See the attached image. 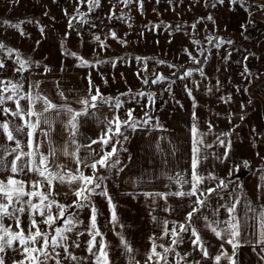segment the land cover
<instances>
[{
    "label": "rangeland",
    "instance_id": "1",
    "mask_svg": "<svg viewBox=\"0 0 264 264\" xmlns=\"http://www.w3.org/2000/svg\"><path fill=\"white\" fill-rule=\"evenodd\" d=\"M113 3H116V0H100L101 6L91 13L87 11V5H81L80 13L85 14L82 19L75 11L76 0H56L55 3L52 0H18V2L17 0H0V21H6L7 24H19V30L7 25L0 27V43L13 50L11 58L7 56L6 51L0 53V58H3L6 63L5 69L0 70V78L22 79L25 90L39 82V88L34 89V91H40L56 103H63L57 95L58 90L65 92V85H67L69 91L68 101L75 100L78 98L75 82L68 76L51 79L50 75L76 73L80 77L79 81H82L88 90L90 74L94 85L99 86L104 96H119L122 101H125L123 107L119 110L122 118L127 109L134 108L133 115L135 117L141 118L144 111H148L153 117L154 124L156 121H160L159 125L161 123L165 125L171 117L179 116V120H181L180 117L186 114V117H188L186 123L188 129L186 130L190 137L188 147L190 162L192 155L190 127L193 124V101L185 91L184 85L187 84L189 88H192L196 100L195 112L201 131H208V123L214 126V133L232 131V135L228 138L232 144L229 159L221 163L209 156V159L202 165L204 173L207 174L211 171L219 178L227 179L229 170L239 167L238 172L235 170L232 172L229 190L222 192L224 199L220 200L213 197L210 200L209 207L204 209L203 212L205 215L211 216L212 210L218 204H225L230 202L232 198L239 196L241 203L237 206V214L241 218L242 226L245 219L247 221L246 238L249 240L254 239L252 225L255 220L252 212H248L247 217H245V205L247 201H251L257 212L264 210V190L257 191L258 185H264V180H261V176L264 175L261 172V169H264V13L253 6L250 8L252 13L250 17L249 13L239 4L231 5L228 0H225L223 5H217L216 8H206L203 0H171V2L160 0L159 3L156 0H144L143 14H141V10L136 0H134L128 8L116 3V11L123 16V20L115 18L109 20L108 15ZM256 4H264V0H256ZM121 9H123L122 12ZM65 11L68 15H65ZM46 12L48 15H44ZM209 13L213 15L215 25L207 20L206 17ZM72 17H75V19H72ZM70 19H72L73 25L71 29L68 27ZM250 19L253 21L252 23H249ZM129 24L131 27H129ZM153 25L158 27L153 28ZM192 25H195V29ZM241 25H245L246 28V30H243V34ZM177 26H180L178 31L176 30ZM40 28H44V36H41ZM109 30L115 31L119 38L127 41L126 45L112 39ZM20 32L27 35L22 36ZM66 32L68 38L65 40L64 33ZM141 33H143V36H141ZM97 35L107 45L103 50L99 48L95 39ZM208 35L223 37L225 40H232L233 43L231 45L224 44L217 49L207 44L205 37ZM245 37L248 38L245 39ZM193 39L200 41V45H194L192 43ZM37 40H40L39 44H36ZM169 40H171V43H169ZM61 44H63V47ZM200 46H205L208 49L205 52L207 60H204L203 56H199L197 48ZM185 48L193 56L201 59L203 61L202 65L193 64L183 51ZM65 49L75 52L93 63L97 60L105 62L96 64L95 67L79 66L80 62L75 58L62 55ZM229 52H231L230 56H228ZM17 53L21 57L33 61L32 67L23 73L22 78L18 73L12 71ZM245 56H248L247 61H244ZM136 57L144 59L138 62L135 59ZM161 60L166 63H157ZM112 61H115V67L112 66ZM145 63L147 64V70L144 69ZM168 64L176 67L169 68ZM245 64L251 72V76H249L251 83H248V80L240 75ZM44 66H47L50 70L46 72ZM189 66L192 67L188 69L202 66L206 78H202L198 72H194L187 81H181L172 76L173 72H176L177 76L180 75L184 71L182 69ZM137 72L140 73L141 77L149 79V85L145 86L138 79ZM153 73L170 77L176 81L172 84L171 94L164 91L168 86L167 81L151 84ZM40 74L42 75L37 80L31 79V77ZM101 74H103L104 79L101 78ZM238 87L240 91H237ZM245 87L248 89L247 92L243 91ZM129 90H131V93L141 90L159 94L158 97L162 100V105L154 113L152 107L142 109L141 105L147 103V97H137L140 101L137 103L136 100L131 98V95H120L129 92ZM229 96L231 101L228 103L223 102L221 99ZM249 100H251V103H248ZM26 103V101H21L22 105H26ZM241 105H244V107L242 108ZM5 106L15 107L11 102ZM65 117L67 116H60L53 123L51 141H48L40 130L36 132V139L40 142V152L47 154L50 147L54 148L56 150V161L66 165L67 170L75 169L76 164L71 158L65 157L62 153V149L67 145L68 138V135H64V132H66L63 124L66 121ZM157 117L160 120H157ZM0 120H10L15 124L23 123L11 116H0ZM254 129L255 131H253ZM129 132L131 130L126 134L128 135ZM18 135L21 139H27L22 133ZM87 139L88 136L85 133H80L77 137L81 145ZM205 139L212 142L214 136L210 134ZM3 142L4 138L0 136V143ZM123 148L127 149L125 142ZM82 149L86 148L80 149V156H84L81 153ZM126 151L119 152L121 164L117 167H121L128 160L129 151ZM208 151L223 153L224 149L214 146ZM257 153H259L258 156ZM245 160L249 162L247 168L243 165ZM81 170L86 175L91 174V169L82 167ZM100 172L110 176V179L105 183L116 206V215L119 221L113 227L109 223L111 213L108 210L107 201L103 197L93 196V202L99 210L97 224L104 234L109 259L113 264H129L128 255L120 243V236H123L135 250L134 255L136 258L140 260L141 264H144L145 254L151 247L150 237H158L162 234L163 221L165 220L169 221V228L173 226L172 222L174 221L182 223L190 210L188 207L189 200L187 198L169 197L166 205L164 200L157 197L156 203L153 204L151 199L144 197V192L132 191L119 186L116 169H112L110 173L104 169H101ZM5 175L7 174L0 173V178ZM18 178L30 180L36 177L33 173H28L26 177L21 176ZM210 186H214V182ZM43 190L47 191L46 184L43 186ZM167 191L176 190L157 192ZM229 191L232 192L231 197ZM55 193L59 194L55 195ZM65 193L69 194L66 195ZM52 198L69 205L75 200L67 185H60L55 182ZM167 206H170L171 210L166 212L164 208ZM153 208H155L154 212L152 211ZM56 211L57 209L53 207L54 214ZM68 211L75 212L76 218L82 221L69 234L79 239L81 247L78 249L72 248L70 251L77 256H87L84 249L89 239L86 225L91 215L90 209H69ZM152 216L157 219L153 221ZM216 218L225 220L228 218V214L223 208H220ZM36 219L39 221L40 217L37 216ZM9 223L13 225V230H16L14 222L5 220L6 225ZM60 223L62 222L58 221L54 227ZM195 223L201 232L204 243L209 247V252L213 256L216 255L220 250L221 241L204 228L202 219L195 221ZM21 226L27 230V215L22 217ZM40 227L42 229L46 228L43 224ZM79 232H84V235L77 237L76 234ZM183 236L184 241L176 251L181 254L191 253L187 257L186 264H193L194 260H201V264H211L210 261L203 260L199 252L192 249V238L187 233ZM97 240H99V237H97ZM156 243L168 246L171 240L165 237L164 239H158ZM224 248L231 254L230 245L225 244ZM157 251L162 252L163 250L158 247ZM9 254L11 255V253ZM238 258L239 264H259L257 253H254L252 248L247 245L238 250ZM51 264H54V262H51ZM63 264H70V262L63 261ZM84 264H88V262L85 261ZM169 264H175L172 254H169ZM182 264H185V262L182 261ZM220 264H227V261L222 259Z\"/></svg>",
    "mask_w": 264,
    "mask_h": 264
},
{
    "label": "snow or ice",
    "instance_id": "2",
    "mask_svg": "<svg viewBox=\"0 0 264 264\" xmlns=\"http://www.w3.org/2000/svg\"><path fill=\"white\" fill-rule=\"evenodd\" d=\"M52 2L55 3L56 0H52ZM133 2L134 0H116V3L123 5L124 8H128ZM156 2L159 3L160 0H156ZM203 2L206 8H216L217 5H223L225 0H203ZM228 2L231 5L239 4L240 7L249 13L250 17L252 15L250 8L253 6L264 13V4H256V0H228ZM116 3L112 4L108 15L109 20L113 18L123 20V16L116 11ZM136 3L141 10V14H143L144 0H136ZM81 5H87L89 13L101 6L100 0H76L75 11L82 19L85 14L80 13ZM122 11L123 9H121ZM44 15H48V13L46 12ZM65 15H68L67 11H65ZM206 18L215 25V19L212 14L209 13ZM72 19H75V17H72ZM72 19L68 21L69 29L73 27ZM252 22L250 19L249 23ZM5 25L19 30V24H7L6 21H0V27ZM129 27H131L130 24ZM155 27L158 26L153 25V28ZM179 27L177 26V31ZM192 27L195 29V25H192ZM241 29L243 34V30H246L245 25H241ZM39 31L41 36L45 35L44 28H40ZM109 34L112 39L117 40L122 45H126L127 41L119 38L115 31L109 30ZM20 35L25 36L27 34L20 32ZM141 36H143V33H141ZM67 38L68 33L66 32L64 33V39L66 40ZM247 38L245 37V39ZM95 39L101 50L107 47L99 35ZM205 39L207 44L217 49L224 44L231 45L233 43L232 40H225L223 37L213 35H208ZM39 43L40 40H37L36 44ZM169 43H171V40H169ZM192 43L200 45V41L194 39ZM61 46L63 47V44ZM5 51L7 56L11 58L13 50L7 48L5 44L0 43V53ZM183 51L188 55L189 60L193 64L202 65L203 61L197 56H193L187 48L183 49ZM197 51L199 56H203L204 60H207L205 52L208 49L205 46L198 47ZM62 55L75 58L80 62L79 66L95 67L96 64L105 62L97 60L93 63L68 49H65ZM230 55L231 52L228 53V56ZM135 59L139 62L144 58L136 57ZM247 60L248 56H245L244 61ZM13 63L15 66L12 71L18 73L21 78L23 77V73L28 71L33 65V61L21 57L19 53L16 54V59ZM157 63L164 64L166 62L161 60L157 61ZM112 66H116L115 61H112ZM5 67V60L0 58V70L5 69ZM44 67L46 72L50 70L47 66ZM168 67L175 68L176 66L168 64ZM144 69L147 70L146 63L144 64ZM194 72H198L202 78H206L202 66L194 69H185L178 76L176 72H173L172 76H175L178 80L187 81ZM240 75L245 80H248V83H251L249 79L251 72L247 64L244 65V70ZM137 77L145 86L149 85L147 77H141L139 72H137ZM101 78L104 79L103 74H101ZM165 81L168 82V86L164 91L171 94L172 84L176 81L170 77L153 73L151 84ZM104 82L107 83L106 80ZM38 88L39 82L31 85L28 90H25L22 79L0 78V116H11L23 122L22 124H15L10 120H0V136L4 138V142L0 143V173L7 174L0 178V264H51V262L63 264V261H69L70 264H84L85 261L88 264H113L109 259L108 246L104 239V234L100 231L97 224L99 210L92 199L93 196H100L107 201L108 210L111 213L109 223L115 227L119 223L116 215V206L108 193V187L105 183V181L110 179V176L101 173L100 170L104 169L109 173L112 169H116L117 173L123 171V167H117L121 164L119 152L126 151L123 148V143L129 138L126 134L129 130L136 131L140 127L152 130L161 126L158 121L155 124L153 123V117L148 111H144V115L141 118L135 117L133 115L134 108L127 109L122 118L119 115V110L123 107L125 101H122L119 96H104L99 86L94 85L90 74L88 78V95L84 98H77L75 101V103L82 106L79 110L69 106L70 102L63 91L58 90L57 92L63 103H56L52 98L42 94L40 91H34V89ZM184 88L189 98L193 101V124L190 127L192 155L189 162L188 178H184L183 175H179L176 179L168 177L170 181L178 185L176 191L144 192L143 195L146 199H151L153 204L156 203V198L159 197L165 201L166 205L168 204L169 197L187 198L190 210L187 212L182 223L174 221L171 228L168 227L169 221H163L162 234L158 237H150L151 247L145 254L144 264H161V262L169 264V254L173 255L175 264H182V261L186 264L187 257L191 253L181 254L176 251L179 245L183 243V234L185 233L192 238V249L199 252L202 259L210 261L211 264H220L222 259L226 260L227 264H239L238 250L245 245L250 246L253 252L257 253L259 264H264V210L257 212L253 202H246L245 217H247L248 212H252L253 219L255 220V223L252 225L254 239L251 240L246 238V219L242 226L241 218L237 214V206L241 203L239 196L232 198L230 202H226L225 204H218L212 210L211 216L205 215L203 212L204 209L209 207L210 200L213 197L220 200L224 199L222 192L229 190L232 172L234 170L238 172L239 167L230 169L227 179L219 178L211 171L207 172V174L204 173L202 165L209 159V156L219 160L221 163L229 159L232 144L228 138L232 135V131L214 133V126L211 123L207 125V132L201 131L195 112L197 104L193 96V90L187 84L184 85ZM237 91H240L239 87ZM243 91L247 92V87ZM120 95H131V98L136 100L137 103L140 102L137 97H147V103L141 105L142 109L154 108L155 106L154 98L156 94L151 91L138 90L135 93H131V90H129V92L121 93ZM221 99L225 103L231 101L230 96L227 98L222 97ZM21 101H26V105H22ZM9 102L14 104L15 107H6L5 105ZM177 103L179 102L177 101ZM248 103H251V100ZM98 104H108L114 110V114L106 120V126L98 139H90L88 144L81 145L77 140L83 122L81 118L91 115L90 110L96 109ZM241 107L243 108L244 105H241ZM63 115L67 116V120L63 124L68 132V138L67 145L62 149V153L65 157H69L75 162V169L66 170V165L58 163L55 158L56 150L54 148L50 147L47 154L40 152V142L36 139V132L40 130L43 136L48 141H51L53 123L56 121V118ZM42 125H46V129L42 128ZM20 133L27 139H21L20 135H18ZM210 134L214 136L212 142H208L205 139ZM94 144L98 145L99 148L93 149L92 145ZM117 145L121 147L118 149ZM214 146L223 148V153L209 152L208 150ZM81 147L89 150L84 156L79 155ZM109 148L110 150L105 151V149ZM258 155L259 153H257ZM243 165L247 168L249 167V162L245 160ZM82 167L91 169V174L86 175L81 170ZM261 172L264 173V169H261ZM28 173H33L36 178L30 180L18 178L21 176L26 177ZM261 180H264V175L261 176ZM54 182L69 187L70 194L75 197L72 204H64L52 198L54 195ZM213 182L214 186H210ZM45 184L47 185V191L43 190ZM262 190H264V185H258L257 191ZM58 194L55 193V195ZM229 196H232L231 191H229ZM53 207L57 209L55 214L53 213ZM81 208H89L91 212L88 224L86 225L89 239L84 250L87 252V256L83 257L77 256L70 251L72 248L78 249L81 247L79 239L69 234L82 221L76 218L75 212L68 211L69 209ZM220 208H223L227 212V219L219 220L216 218ZM170 210V206L164 208L166 212ZM152 211L154 212L155 208ZM25 215H27V230L21 226L22 217ZM37 216L40 217L39 221L36 219ZM152 219L155 221L157 218L152 216ZM201 219L204 222V228L221 241L220 250L214 256L209 252V247L204 243L201 232L196 226L195 221ZM5 220L14 222L16 230H13L11 223L6 225ZM58 221L62 223L54 227ZM41 224L45 225L46 228L42 229L40 227ZM81 235H84V232L76 234L77 237ZM97 237H99V240H97ZM165 237L171 240L170 245L165 246L164 244L156 243L158 239H164ZM120 243L128 255L129 264H141L140 260L134 255L135 250L123 236H120ZM225 244L231 246V254L225 250ZM158 247L163 251L158 252ZM193 264H201V260H194Z\"/></svg>",
    "mask_w": 264,
    "mask_h": 264
},
{
    "label": "crops",
    "instance_id": "3",
    "mask_svg": "<svg viewBox=\"0 0 264 264\" xmlns=\"http://www.w3.org/2000/svg\"><path fill=\"white\" fill-rule=\"evenodd\" d=\"M56 74L62 75H50V78H60L61 76L72 78L78 98L88 95V90L83 82L79 81L78 74ZM41 75H35L31 79L37 80ZM64 93L68 97L67 85H65ZM76 100L70 101V107L79 110L82 106L75 103ZM90 112L91 115L81 118L83 122L80 133H85L88 136L87 141L82 145L88 144L90 139H98L106 126V120L114 114V110L108 104H98V107L91 109ZM119 115H121L120 112ZM180 118L182 119L179 120V116L171 117L167 124L162 125L161 123V127L152 130L140 127L136 131L129 132V138L125 141L129 158L121 166L123 171L118 173L119 186L137 192L177 190L178 185L170 181L168 177L176 179L179 175H183L184 178H188L190 141L186 130L188 129L186 124L188 117L185 114ZM157 120L160 119L157 117ZM41 127L46 128V125ZM67 133L66 130L64 135H68ZM92 148L98 149L99 146L94 144ZM88 151V149H82L81 153L86 155Z\"/></svg>",
    "mask_w": 264,
    "mask_h": 264
},
{
    "label": "trees",
    "instance_id": "4",
    "mask_svg": "<svg viewBox=\"0 0 264 264\" xmlns=\"http://www.w3.org/2000/svg\"><path fill=\"white\" fill-rule=\"evenodd\" d=\"M192 66H189V67H184L182 70H185V69H188V68H191ZM151 89V88H150ZM156 94V93H155ZM159 96V94H156V96H155V102H156V105H155V107H154V109H153V113L154 112H156L157 110H158V108L159 107H161V105H162V100L158 97ZM159 98V99H158ZM120 145H117V147H119Z\"/></svg>",
    "mask_w": 264,
    "mask_h": 264
}]
</instances>
